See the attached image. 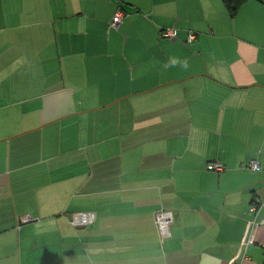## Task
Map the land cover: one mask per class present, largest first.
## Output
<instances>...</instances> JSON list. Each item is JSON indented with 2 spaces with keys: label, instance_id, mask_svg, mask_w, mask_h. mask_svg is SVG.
<instances>
[{
  "label": "crops",
  "instance_id": "0c3cea01",
  "mask_svg": "<svg viewBox=\"0 0 264 264\" xmlns=\"http://www.w3.org/2000/svg\"><path fill=\"white\" fill-rule=\"evenodd\" d=\"M256 198L264 0H0V264H264Z\"/></svg>",
  "mask_w": 264,
  "mask_h": 264
},
{
  "label": "built area",
  "instance_id": "2783aa9c",
  "mask_svg": "<svg viewBox=\"0 0 264 264\" xmlns=\"http://www.w3.org/2000/svg\"><path fill=\"white\" fill-rule=\"evenodd\" d=\"M124 13L123 11H117L113 17L112 24L115 27H118L122 22ZM162 35L168 37L170 39H176L178 36V31L175 28H167L162 31ZM196 38V33L193 31H189L188 33V41L191 42ZM248 167L252 170H260V163L252 159L248 163ZM208 168L220 172L224 170V165L221 162H211L208 164ZM264 205V200L261 198H256L254 202L250 205V211L257 213L261 207ZM97 219L96 213L94 211H75L70 214V224L74 227H86L92 225ZM32 217L24 216L22 217V222L31 221ZM173 218L169 212H159L156 215V224L158 230L163 238H167L171 235V227H172Z\"/></svg>",
  "mask_w": 264,
  "mask_h": 264
},
{
  "label": "trees",
  "instance_id": "16d2710c",
  "mask_svg": "<svg viewBox=\"0 0 264 264\" xmlns=\"http://www.w3.org/2000/svg\"><path fill=\"white\" fill-rule=\"evenodd\" d=\"M241 0H225L231 14H235Z\"/></svg>",
  "mask_w": 264,
  "mask_h": 264
}]
</instances>
